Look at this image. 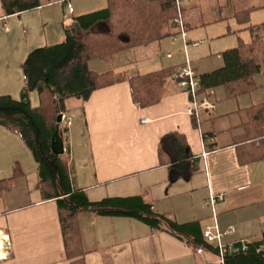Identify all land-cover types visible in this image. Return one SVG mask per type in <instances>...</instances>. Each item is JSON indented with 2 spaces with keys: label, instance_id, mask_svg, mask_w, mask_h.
<instances>
[{
  "label": "crops",
  "instance_id": "0c3cea01",
  "mask_svg": "<svg viewBox=\"0 0 264 264\" xmlns=\"http://www.w3.org/2000/svg\"><path fill=\"white\" fill-rule=\"evenodd\" d=\"M64 1L28 0L36 3L34 8L7 15L0 0V99L38 108V95L26 90L23 67L29 56L63 44L67 31L77 32L75 19L97 12L84 3L74 7L79 0H69V15ZM98 1L95 8L101 10L104 0ZM251 9L245 26L232 18L234 10L221 18L225 24L215 32L210 25H186L180 19L183 33L174 29L172 38L118 54L111 69L91 73L131 78L185 67L194 78L209 73L221 67V54L240 42L250 43L249 28L264 24V6L245 11ZM95 30L107 31L104 25ZM254 81L256 89L235 99L218 90L190 101L171 78L164 83L162 101L148 109L132 105L127 83L95 91L85 102L73 98L64 103L70 126L62 122L63 155L71 191L83 193L90 204L141 197L154 214L182 229H153L133 218L80 213L83 264H224L206 248L197 252L206 227H217L221 234L230 230L221 238L224 245L262 239L264 161L241 165L237 160L249 122L246 109L264 102L262 78ZM193 104L197 110L191 116ZM203 104L213 109H203ZM170 132L184 135L195 161L189 182L171 184L166 168L159 166L158 144ZM217 194L224 196L210 205ZM48 197L33 151L0 125V264H70L56 200ZM208 245L217 248V243ZM5 246L11 255L3 259Z\"/></svg>",
  "mask_w": 264,
  "mask_h": 264
},
{
  "label": "trees",
  "instance_id": "16d2710c",
  "mask_svg": "<svg viewBox=\"0 0 264 264\" xmlns=\"http://www.w3.org/2000/svg\"><path fill=\"white\" fill-rule=\"evenodd\" d=\"M184 0H104L101 10L75 19L77 32H66L65 42L59 46L39 50L31 54L23 67L26 90L35 92L39 106L0 99V125L17 134L33 151L39 167V179L48 193V199L56 200L64 253L70 264H83L81 239L77 217L80 213L94 212L101 215L137 219L153 229L178 231L164 216L151 211V205L141 197L110 199L90 204L83 193L71 191L64 155L50 151V138L56 126V117L64 115V103L69 99L85 102L98 90L121 83L129 86L131 103L136 109L157 106L163 99L164 83L176 79L179 68L164 69L131 78L107 73L97 75L87 69L93 61L108 62L123 52L145 48L172 38L174 23L183 14ZM34 3V2H33ZM179 4V5H178ZM28 0H3L7 15H14L34 8ZM253 9L234 12L233 19L240 26L248 23ZM104 25L106 32L95 30ZM251 41L239 43L234 50L220 55L221 67L209 73L195 76V96L225 92L227 99H235L256 89L254 79L262 78L260 89L264 91V24L248 29ZM190 101L194 98L190 97ZM247 110L249 122L241 145L237 148V160L241 165L264 161V102ZM60 126L61 138L64 133ZM159 166L166 168L171 184L189 182L196 172L195 161L184 135L170 132L161 137L158 144ZM203 249L213 254L218 250L204 241H198ZM240 243L225 255L224 264H264V234L259 242Z\"/></svg>",
  "mask_w": 264,
  "mask_h": 264
},
{
  "label": "rangeland",
  "instance_id": "374dc122",
  "mask_svg": "<svg viewBox=\"0 0 264 264\" xmlns=\"http://www.w3.org/2000/svg\"><path fill=\"white\" fill-rule=\"evenodd\" d=\"M86 4L88 9H97V4L99 3L98 0H79L74 1L73 6L75 7L77 4ZM230 4V5H229ZM264 6V0H184L182 2V21L186 25H193L197 24L200 25V23L204 25H210L212 28V32H215L216 30H219L223 24H225V21H221L223 17L228 18V12L234 11L235 12H242L246 9H250L252 7H263ZM260 10V9H259ZM219 22V23H218ZM248 38V34H244ZM115 57V56H114ZM113 57V59H114ZM112 59V60H113ZM111 60V61H112ZM111 61L108 62H98L93 61L90 62L87 65V69L89 72L96 71L97 73L101 70H97L98 68L103 69H111ZM96 64V65H95ZM66 105V104H65ZM64 123H61V127H64Z\"/></svg>",
  "mask_w": 264,
  "mask_h": 264
},
{
  "label": "built area",
  "instance_id": "2783aa9c",
  "mask_svg": "<svg viewBox=\"0 0 264 264\" xmlns=\"http://www.w3.org/2000/svg\"><path fill=\"white\" fill-rule=\"evenodd\" d=\"M67 8V13L71 15L73 13L72 8L70 7L69 0H65L63 2ZM179 5V4H178ZM180 31V33H183V25L180 22V20H177L174 22ZM184 35H182L183 37ZM176 79L179 80L178 87L179 89L186 93L188 96L194 98L195 97V92L197 89V82L195 81L194 74L191 72V70L188 67L185 68H180L178 71V74L176 76ZM193 108L188 110V113L193 116L195 115V112L197 110V106L195 104L192 105ZM203 109H213L210 104H203L202 105ZM62 122H65L66 126H70V122L68 119L65 118L64 115H62ZM223 194H217L214 196H211L210 199L208 200V203L210 205H213L216 201L221 200L223 198ZM231 234V231L228 230L226 233L221 234L217 227L209 228L206 227L202 233V237L205 243H217V250H218V259L220 260L221 263H224V258L227 253L232 252L233 246L235 244H229V245H224L221 243V238L225 235ZM240 245L242 246V250H246V246L244 242H240ZM4 250V257L3 259L9 258L11 253L9 251V247L5 246L3 247ZM203 251V248L200 247L197 249L198 253H201Z\"/></svg>",
  "mask_w": 264,
  "mask_h": 264
},
{
  "label": "water",
  "instance_id": "95a60500",
  "mask_svg": "<svg viewBox=\"0 0 264 264\" xmlns=\"http://www.w3.org/2000/svg\"><path fill=\"white\" fill-rule=\"evenodd\" d=\"M56 126L50 138V151L53 155L62 156L64 154L63 140L60 135V125L62 123V114L56 117ZM264 254V252H260Z\"/></svg>",
  "mask_w": 264,
  "mask_h": 264
}]
</instances>
